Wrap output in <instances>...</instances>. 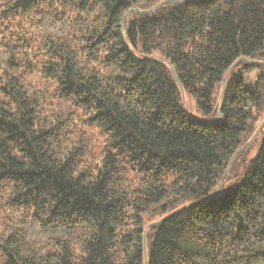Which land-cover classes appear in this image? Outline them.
I'll list each match as a JSON object with an SVG mask.
<instances>
[{"label": "trees", "instance_id": "16d2710c", "mask_svg": "<svg viewBox=\"0 0 264 264\" xmlns=\"http://www.w3.org/2000/svg\"><path fill=\"white\" fill-rule=\"evenodd\" d=\"M0 264H264V0H0Z\"/></svg>", "mask_w": 264, "mask_h": 264}, {"label": "rangeland", "instance_id": "374dc122", "mask_svg": "<svg viewBox=\"0 0 264 264\" xmlns=\"http://www.w3.org/2000/svg\"><path fill=\"white\" fill-rule=\"evenodd\" d=\"M256 73H257L256 71L251 72V73H245L244 78L246 80H254ZM186 109L189 112L193 111L192 106L190 105L189 102L186 103ZM61 112L78 114L79 110L75 106H71V107L65 106V107H61ZM57 113H59V112H57ZM55 115H56V113H55ZM88 136L91 140L93 152H96L97 150H99L103 146V137L101 135H99L96 131H89Z\"/></svg>", "mask_w": 264, "mask_h": 264}, {"label": "water", "instance_id": "95a60500", "mask_svg": "<svg viewBox=\"0 0 264 264\" xmlns=\"http://www.w3.org/2000/svg\"><path fill=\"white\" fill-rule=\"evenodd\" d=\"M172 3H174V4H183V3H185V1H173ZM150 11H144V12H142V11H138V10H133V11H131V12H128L126 15H125V17L123 18V20H125L126 18H127V16L129 15V14H136V15H146V14H148ZM175 80H176V82H177V84H178V86L180 87V89H181V85L179 84V82H178V79L175 77ZM224 88V87H223ZM220 110H221V107L219 108V113H218V119H216V122H218L219 121V119H220V116H221V113H220ZM252 140V139H251ZM250 143H251V141L247 144V146L246 147H249L250 146ZM145 243V242H144ZM144 254H145V248H144ZM145 256H146V254H145Z\"/></svg>", "mask_w": 264, "mask_h": 264}]
</instances>
